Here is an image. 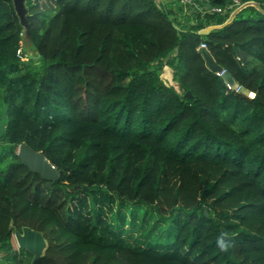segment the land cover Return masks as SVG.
<instances>
[{"label": "trees", "instance_id": "trees-1", "mask_svg": "<svg viewBox=\"0 0 264 264\" xmlns=\"http://www.w3.org/2000/svg\"><path fill=\"white\" fill-rule=\"evenodd\" d=\"M241 1L263 10L184 23L157 0H25L26 34L0 0V264H31L23 226L47 241L33 264H264V0Z\"/></svg>", "mask_w": 264, "mask_h": 264}, {"label": "water", "instance_id": "water-1", "mask_svg": "<svg viewBox=\"0 0 264 264\" xmlns=\"http://www.w3.org/2000/svg\"><path fill=\"white\" fill-rule=\"evenodd\" d=\"M13 4L20 19V23L25 28V33L28 34L30 25L26 17L27 9L25 6V0H13ZM249 4H255V2H247L244 6ZM230 20H226V22H229ZM225 23H223L222 25H224ZM214 27L215 25H209L201 29L199 33L207 34ZM199 50L202 52L209 68L217 72L223 71L222 76L229 87L237 88L239 86L232 74L229 71L224 70V68L215 60L212 53L207 47L200 46ZM239 90H241L244 94H248L250 96L253 95V92L244 87H240ZM185 96L191 97L192 94L190 93V91H187L185 93ZM17 154L23 164L28 166L30 170L37 172L44 179L54 181L59 178L60 174H62V171H58L55 166L40 151L33 150L26 143H22L19 146ZM14 236L16 238L18 246L27 249L33 255L31 264H33L44 253L47 241L41 231L29 226H23L21 230H15Z\"/></svg>", "mask_w": 264, "mask_h": 264}, {"label": "crops", "instance_id": "crops-1", "mask_svg": "<svg viewBox=\"0 0 264 264\" xmlns=\"http://www.w3.org/2000/svg\"><path fill=\"white\" fill-rule=\"evenodd\" d=\"M165 2H166V0H165ZM253 2L254 1H252V3ZM162 4L164 6H166V8H170L171 5L174 6V4H177V6L181 7L180 12H177L176 15L178 16L177 18L184 23L187 21H188V23H194L193 17L196 13H198L199 11H203L208 6L213 5L212 0H193L191 3H188V4H180V3H169V5L165 4V3H162ZM253 5H255V7H257L258 9L263 10V8L258 3L256 5V2H255V4H253ZM234 15H236V13L228 14L227 20L232 19V17H234ZM164 70L165 71L169 70V72L172 74V71L169 67L165 66Z\"/></svg>", "mask_w": 264, "mask_h": 264}, {"label": "built area", "instance_id": "built-area-1", "mask_svg": "<svg viewBox=\"0 0 264 264\" xmlns=\"http://www.w3.org/2000/svg\"><path fill=\"white\" fill-rule=\"evenodd\" d=\"M169 1L170 2H178L180 4H188V3H191L193 0H169ZM157 2L158 3H166L165 0H157ZM247 2H250V1L242 2L241 0H226L225 4L222 6L211 5V6H208L207 8H205L203 11H199V13H201L202 16H203V14H206V13H216V14H223V15L230 14V13L234 14V13H237L240 9H242ZM203 19L205 20V17H203ZM211 25H213V24H211ZM200 46L206 47V43L203 42V43H201ZM17 53L19 56H21L22 55L21 49H18ZM216 73L219 75H222L223 71H220V72L216 71ZM235 89L239 90L240 86H238Z\"/></svg>", "mask_w": 264, "mask_h": 264}, {"label": "rangeland", "instance_id": "rangeland-1", "mask_svg": "<svg viewBox=\"0 0 264 264\" xmlns=\"http://www.w3.org/2000/svg\"><path fill=\"white\" fill-rule=\"evenodd\" d=\"M27 1H28V0H27ZM29 1H35V0H29ZM39 1H44V0H39ZM169 3H172V2H170L169 0H166V4L169 5ZM172 6H173V5H171L170 8H172V9H176L177 4H174L173 7H172ZM186 23H188V21H187ZM28 52H29V53H33L32 50H28ZM162 77H163L168 83H174V84H175L174 79H173V77H172V74L169 72V70H166V71H165L164 68H163V69H162ZM113 209L115 210V209H116V206H114ZM108 214L110 215V211H108ZM124 227H125V228H128L129 225L126 224ZM141 231H142L141 229L135 227V228H133V230H131L130 232H131V234L134 235V236H139V233H140ZM124 235H126V233H124ZM13 241H14V245H15V247H19V246H18V243H17V241H16L15 236L13 237Z\"/></svg>", "mask_w": 264, "mask_h": 264}, {"label": "clouds", "instance_id": "clouds-1", "mask_svg": "<svg viewBox=\"0 0 264 264\" xmlns=\"http://www.w3.org/2000/svg\"><path fill=\"white\" fill-rule=\"evenodd\" d=\"M217 247L221 252H226L231 247L229 243L228 234L226 232H221L220 235L217 237Z\"/></svg>", "mask_w": 264, "mask_h": 264}]
</instances>
